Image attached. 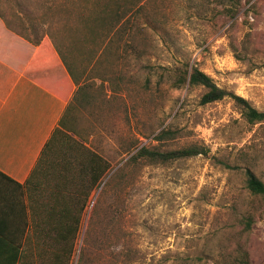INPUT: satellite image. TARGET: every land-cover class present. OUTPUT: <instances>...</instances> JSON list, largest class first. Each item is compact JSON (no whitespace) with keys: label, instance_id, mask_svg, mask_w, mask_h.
Instances as JSON below:
<instances>
[{"label":"rangeland","instance_id":"374dc122","mask_svg":"<svg viewBox=\"0 0 264 264\" xmlns=\"http://www.w3.org/2000/svg\"><path fill=\"white\" fill-rule=\"evenodd\" d=\"M255 1L246 21V0L234 20L217 0H142V10L110 32L97 29L103 37L96 44L83 41L89 33H73L78 13L87 16L88 9L72 11V1L1 0L8 29L34 40L49 34L59 52L84 69L100 108L102 130L81 131L94 136L88 147L111 161L112 170L89 199L70 264H220V248L234 244L250 202L235 157L250 144L264 154V136L248 130L230 99L201 105L205 91L171 87L165 69L195 65L264 111V0ZM163 129L175 130V138L154 141ZM194 142L205 144L211 158L126 164L135 145L175 150ZM262 170L264 161L259 175ZM247 246L251 263L264 264V211Z\"/></svg>","mask_w":264,"mask_h":264},{"label":"trees","instance_id":"16d2710c","mask_svg":"<svg viewBox=\"0 0 264 264\" xmlns=\"http://www.w3.org/2000/svg\"><path fill=\"white\" fill-rule=\"evenodd\" d=\"M72 8L77 10L78 6L88 9L87 16L82 11L76 17L77 25L70 27L69 31L73 33H89L83 41H89L99 44L100 38L97 35V29L110 32L116 24L125 21L128 14L132 11L142 10V0H69ZM105 1V3H103ZM109 1V2H108ZM224 7V12L230 20H234L244 9L243 0H217ZM246 0L247 10L244 17L247 21L249 13L257 6V1ZM81 4V5H80ZM71 11V12H72ZM140 11V10H139ZM90 12V14H89ZM0 17L9 26L8 20L1 8L0 0ZM249 20V19H248ZM237 25L234 21L232 28ZM63 33H69L67 26L64 25ZM251 32H248L242 45L245 51L249 50L251 41ZM35 46L42 43L46 35L34 40L30 36L18 34ZM55 44V43H54ZM56 46V44H55ZM97 46V45H96ZM95 46V47H96ZM57 48V46H56ZM58 49V48H57ZM59 51V49H58ZM94 52L96 49L94 48ZM262 52V51H261ZM260 53V52H254ZM263 53V52H262ZM60 54H62L60 52ZM103 51L99 54L102 56ZM64 60L65 55L62 54ZM171 87L181 88H202L205 93L200 99L201 105H209L222 101L226 98L230 99L238 109L248 130H255V136H264V111L255 108L247 99L227 90L220 88L213 78L200 70L195 65H187L183 68H166ZM260 133V134H259ZM176 131L173 129H163L154 141L162 143L166 140L174 139ZM134 149H128L127 155L130 158L126 164L138 166L145 164L148 166H167L176 162H182L196 157L211 158V150L201 142H194L187 146L175 150H163L158 146H133ZM135 150V151H134ZM256 144H250L242 148L235 157V161H241L235 167L238 168L244 176V184L250 195V202L247 209L241 215L239 220V230L237 237H234V244L223 245L220 249V264H252L248 250L247 242L252 233V228L257 219H261L264 211V170L258 174V168L264 161V154ZM49 159L53 174L50 181L46 183L50 192L47 203L41 205L37 219L39 224L48 229H38L33 231V236L37 238L39 245L37 246L38 263L37 264H70L75 247L79 238L82 227L83 218L89 205V199L92 193L97 190L103 183L108 173L112 170V163L90 147L86 146L74 139L66 130H55L51 139L48 141L36 169L34 170L31 181L35 179L37 173ZM226 166L229 164L221 162ZM230 167V166H229ZM77 174L87 176V181L79 183ZM39 185V192H42ZM42 206L47 210L42 211ZM231 243L233 242L230 239ZM29 254V248H26ZM34 251V248H32ZM199 260V259H198Z\"/></svg>","mask_w":264,"mask_h":264},{"label":"crops","instance_id":"0c3cea01","mask_svg":"<svg viewBox=\"0 0 264 264\" xmlns=\"http://www.w3.org/2000/svg\"><path fill=\"white\" fill-rule=\"evenodd\" d=\"M82 73L48 35L35 46L0 17V264H24L26 248L25 261L38 263L33 231L48 229L37 215L52 191L46 185L53 174L50 158L33 181L31 176L55 130L86 146L94 136L87 139L81 130H102L100 108Z\"/></svg>","mask_w":264,"mask_h":264}]
</instances>
